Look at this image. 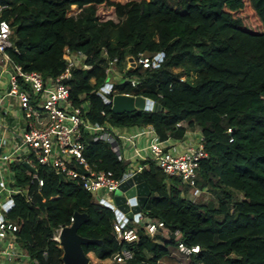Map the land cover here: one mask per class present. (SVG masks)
I'll use <instances>...</instances> for the list:
<instances>
[{
  "label": "trees",
  "instance_id": "1",
  "mask_svg": "<svg viewBox=\"0 0 264 264\" xmlns=\"http://www.w3.org/2000/svg\"><path fill=\"white\" fill-rule=\"evenodd\" d=\"M72 6L77 13H68ZM111 14L117 21L106 18ZM0 19L11 27L7 52L25 71L55 77L67 49L85 55L66 83L74 105L86 103L92 124L150 125L159 141L198 131L206 152L194 187L151 160L141 161L151 195L144 221L131 225L138 234L133 242L116 239L113 210L94 201L79 181H61L54 170L33 163L43 180L39 188L24 161L11 162L12 185L27 188L33 198L14 195L5 217L18 224V242L31 260L63 264L53 233L82 212L87 219L77 232L101 240L82 245L83 251L99 260L160 264L177 255L182 241L199 246L187 257L193 264H264V0H0ZM139 54L162 58L157 67L129 66ZM114 59L121 79L109 81L106 68ZM107 81L108 98L129 93L156 106L114 113L98 94ZM82 141L97 169L116 178L128 169L105 140L84 135ZM189 189L212 196L194 201L186 196ZM148 219L164 228L151 236L144 228ZM122 249L132 257L116 262Z\"/></svg>",
  "mask_w": 264,
  "mask_h": 264
},
{
  "label": "built area",
  "instance_id": "2",
  "mask_svg": "<svg viewBox=\"0 0 264 264\" xmlns=\"http://www.w3.org/2000/svg\"><path fill=\"white\" fill-rule=\"evenodd\" d=\"M11 27L7 20L0 19V58L1 71L8 75V87L0 96V144L7 145L9 153L5 156L6 173L0 179V192L5 191L6 198L0 201V253L6 255L8 261L12 260L10 252L15 243H18V224L5 217V214L13 206V196L23 195L26 201H31L33 194L27 188L12 185L14 176L9 169L13 161H24L33 168V163L54 170L62 175L63 180L79 181L92 199L110 209L115 214L113 230L118 241L133 242L138 239L133 223L144 221L143 213L138 220L126 216L118 210L113 201V193L119 183L134 173L141 171L142 164L134 168H128L120 178H116L110 170L97 169L91 164L84 154V135L93 140H105L119 159L123 158L120 151L121 141L132 146L134 154L142 160H151L160 170L169 176H178L183 184L194 187L200 166V161L206 157L202 137H199L195 145H190L182 152H173L166 148L161 141H152L145 146L137 147L130 136L119 135V128L107 125L96 126L85 116L86 103L80 106L74 105L70 97V87L66 83L70 79L72 69L82 66L85 55L81 51L65 52V67L55 76L43 78L40 72L25 71L21 65L12 61L8 49L12 47L10 41ZM162 58L161 54L146 56L139 54L133 60L134 65L143 68L157 67ZM115 59L108 62L106 74L109 77ZM121 79V78H120ZM132 86H136V79L130 80ZM112 91V84L107 81L98 91L105 104H110L111 99L106 95ZM129 94V93H124ZM12 99L14 103L6 102ZM16 108L17 113L13 117V125L6 123L3 113L8 108ZM102 114H104L102 112ZM36 169V168H35ZM37 181V187L43 186V180L36 173H32V181ZM71 222L73 217H71ZM62 227L53 233V239L58 242V234ZM144 228L151 236L164 228L160 220H145ZM178 230L172 235L177 236ZM6 241V248H2L1 242ZM8 248V249H7ZM178 253L183 257H189L199 251L198 245H187L182 241L177 244ZM132 257L129 249H122L114 256L116 262H122ZM34 264H38L33 261Z\"/></svg>",
  "mask_w": 264,
  "mask_h": 264
},
{
  "label": "water",
  "instance_id": "3",
  "mask_svg": "<svg viewBox=\"0 0 264 264\" xmlns=\"http://www.w3.org/2000/svg\"><path fill=\"white\" fill-rule=\"evenodd\" d=\"M110 105L114 113L132 112L136 109L151 110L156 106L149 98L124 93L113 95ZM23 164L31 173H36V169L29 163L23 162ZM58 176L62 181V175L58 174ZM150 195V189L142 175L137 172L119 183L113 194V201L118 210L137 221ZM86 219V213L74 212L71 224L60 229L58 242L62 249L63 264H92L89 255L83 251L82 245L99 244L101 240L88 238L77 232Z\"/></svg>",
  "mask_w": 264,
  "mask_h": 264
},
{
  "label": "crops",
  "instance_id": "4",
  "mask_svg": "<svg viewBox=\"0 0 264 264\" xmlns=\"http://www.w3.org/2000/svg\"><path fill=\"white\" fill-rule=\"evenodd\" d=\"M129 61L131 62L132 65L130 66H135L134 62L131 58H129ZM2 66V61L0 58V96L5 93L7 87H8V75L6 72L1 71ZM6 102L9 103H14V100L12 99H5L4 104ZM16 108H8L7 112L3 113V117L6 121L7 124L13 125V117L14 114H16ZM119 135H124V136H130L131 139L134 141V144L139 147V146H145L149 144L152 141H159L157 138V135L153 131L152 127L150 125L148 126H133V127H127V128H119L118 130ZM200 137V133L198 131H190L186 132L184 137L182 139H176L169 137L166 140L161 141L163 144H165L166 148L170 149L173 152H182L184 149H186L190 145H195ZM121 146L123 148V158L124 160L129 162L128 168H134L138 164L141 163V161L137 158V156L134 154L132 146L129 145L127 142L121 141ZM9 148L7 145L0 144V179L1 177L6 175V173H1L2 170L6 169V163H5V156L9 153ZM5 168V169H4ZM6 198V193L5 191L0 192V201H4ZM162 234L165 237H169V233L166 231H163ZM2 248H6V241L1 242ZM8 249V248H7ZM13 254L12 260L8 261L6 259V255L0 253V264H34L33 260H31L26 253V251L22 248V246L18 243H15L13 248L10 251ZM94 255V254H93ZM95 257V256H94ZM178 255H169L163 259L160 260V264H182L177 262ZM96 258V257H95ZM97 259V258H96ZM99 260V259H97ZM111 260V259H110ZM109 259L105 260H99L101 262H107L110 261ZM190 264H192V261H190Z\"/></svg>",
  "mask_w": 264,
  "mask_h": 264
},
{
  "label": "rangeland",
  "instance_id": "5",
  "mask_svg": "<svg viewBox=\"0 0 264 264\" xmlns=\"http://www.w3.org/2000/svg\"><path fill=\"white\" fill-rule=\"evenodd\" d=\"M77 11H78L77 7L76 6H72L70 8V10L68 11V13L69 14H75V13H77ZM106 18L107 19H112L114 21H117V18L113 14L108 15ZM128 65L129 66L132 65L129 60H128ZM173 71H177V70H173ZM108 75L110 77L109 81L120 80V78H121V75H120L119 71L116 69L115 65H113V67H112V69H111V71L109 72ZM120 151L123 152L122 146H120ZM186 196H187V198L196 201V200H199V199L200 200H206L208 197H211L212 194L209 191H207L206 189H202V190H200V189H189ZM88 255L90 257V260H91L92 264H113V262L110 259H109L110 261H107V262L104 263V262H101V261L97 260L94 257L93 253H88ZM177 255H178V257H176L177 258V262L182 263V264H190L189 259H187L186 257H183L179 253H177ZM164 264H166V263H164Z\"/></svg>",
  "mask_w": 264,
  "mask_h": 264
}]
</instances>
